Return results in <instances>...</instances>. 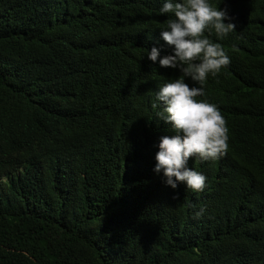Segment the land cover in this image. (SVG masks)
<instances>
[{"label": "trees", "instance_id": "16d2710c", "mask_svg": "<svg viewBox=\"0 0 264 264\" xmlns=\"http://www.w3.org/2000/svg\"><path fill=\"white\" fill-rule=\"evenodd\" d=\"M210 3L234 30L196 99L228 140L197 193L153 171L162 0H0V264H264V0Z\"/></svg>", "mask_w": 264, "mask_h": 264}, {"label": "clouds", "instance_id": "9594fccd", "mask_svg": "<svg viewBox=\"0 0 264 264\" xmlns=\"http://www.w3.org/2000/svg\"><path fill=\"white\" fill-rule=\"evenodd\" d=\"M158 11L169 14L159 35L170 53L160 55L153 46L146 50L147 59L155 63L159 56V66L177 69L181 75L166 80L155 91L153 107L160 109L155 116L173 134L159 137L153 171L161 174L165 186L173 190L183 183L185 189L198 193L204 191L206 177L188 167L189 158L215 161L224 155L228 140L217 105L196 99L205 95L206 78L216 76L229 64L221 44L210 40L209 35L214 32L217 40L223 39L234 30V24L226 9H218L210 0H162ZM206 31L209 35H205ZM185 78L194 84L189 86ZM204 211L201 206L194 218Z\"/></svg>", "mask_w": 264, "mask_h": 264}]
</instances>
